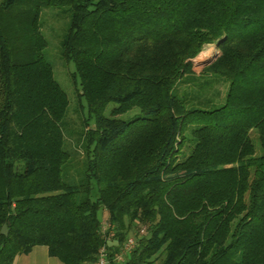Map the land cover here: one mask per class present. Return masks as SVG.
<instances>
[{
  "label": "trees",
  "instance_id": "trees-1",
  "mask_svg": "<svg viewBox=\"0 0 264 264\" xmlns=\"http://www.w3.org/2000/svg\"><path fill=\"white\" fill-rule=\"evenodd\" d=\"M46 7L68 16L78 129L43 54ZM210 80L223 97L177 91ZM102 211L110 253L144 229L119 264H264V0H0V264L36 245L95 264Z\"/></svg>",
  "mask_w": 264,
  "mask_h": 264
},
{
  "label": "rangeland",
  "instance_id": "rangeland-1",
  "mask_svg": "<svg viewBox=\"0 0 264 264\" xmlns=\"http://www.w3.org/2000/svg\"><path fill=\"white\" fill-rule=\"evenodd\" d=\"M39 20L42 23L41 31L44 37L47 40V46L44 49V57L45 59L52 65L53 76L55 80L60 84V86L64 89L69 99V106L67 110V121L74 128L78 129L81 121L82 111L78 105V92L80 91L79 81L77 76L75 75L74 66L71 62H66L61 58V51L59 48V42L66 33L68 16L61 12V8H53L46 7L41 9ZM211 45L215 48L216 52L212 54L210 57L204 60H194L193 62V71L198 74L201 70L208 65L212 60L216 58L219 51L215 45V43L207 44ZM205 45L202 50L207 46ZM201 50V51H202ZM198 55V54H197ZM196 55V56H197ZM195 56V57H196ZM211 58V59H210ZM212 82L209 83V87H204L203 91L198 90V86L195 83H183L182 81L177 84V91L180 94L185 93L189 95V93H204L206 97H213L218 92H220V97H223L224 91L226 89V84L224 81L210 80ZM215 81V82H214ZM84 104V101L81 99ZM116 106L114 102H110L107 104L104 109V115L109 116L111 113V109ZM202 107V106H200ZM138 109L136 107H132L129 110L116 114L115 116L118 118L126 119L132 117L134 114L138 113ZM75 135L72 136L66 135L67 141L73 146H75L74 139ZM76 151H78L79 156H81V151L79 147H76ZM77 156V155H76ZM105 215V211L101 212V217ZM139 227L136 229L138 230ZM134 235V234H132Z\"/></svg>",
  "mask_w": 264,
  "mask_h": 264
},
{
  "label": "built area",
  "instance_id": "built-area-1",
  "mask_svg": "<svg viewBox=\"0 0 264 264\" xmlns=\"http://www.w3.org/2000/svg\"><path fill=\"white\" fill-rule=\"evenodd\" d=\"M112 225L107 219V213L101 217L100 220V233L104 239V244L100 247L98 251V256L95 264H112V263H122L125 258L137 245V238L141 236L144 232V229L141 228L137 236L128 235L119 245L118 249L110 253L109 245L113 238V229Z\"/></svg>",
  "mask_w": 264,
  "mask_h": 264
},
{
  "label": "crops",
  "instance_id": "crops-1",
  "mask_svg": "<svg viewBox=\"0 0 264 264\" xmlns=\"http://www.w3.org/2000/svg\"><path fill=\"white\" fill-rule=\"evenodd\" d=\"M11 264H62L48 254L46 246L36 245L29 252L16 255Z\"/></svg>",
  "mask_w": 264,
  "mask_h": 264
},
{
  "label": "bare ground",
  "instance_id": "bare-ground-1",
  "mask_svg": "<svg viewBox=\"0 0 264 264\" xmlns=\"http://www.w3.org/2000/svg\"><path fill=\"white\" fill-rule=\"evenodd\" d=\"M215 52H216V50L214 47H212L211 45H207L202 51H200L198 53V55L196 57H194V60H204V59L210 57Z\"/></svg>",
  "mask_w": 264,
  "mask_h": 264
},
{
  "label": "water",
  "instance_id": "water-1",
  "mask_svg": "<svg viewBox=\"0 0 264 264\" xmlns=\"http://www.w3.org/2000/svg\"><path fill=\"white\" fill-rule=\"evenodd\" d=\"M215 45L217 46V43ZM6 233H7V228L6 225L3 224L2 227L0 228V234L6 235Z\"/></svg>",
  "mask_w": 264,
  "mask_h": 264
}]
</instances>
